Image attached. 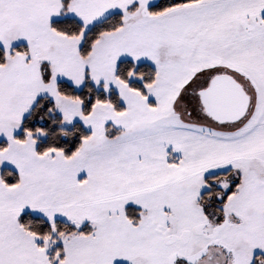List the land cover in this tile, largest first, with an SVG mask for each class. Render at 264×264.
Wrapping results in <instances>:
<instances>
[{
	"label": "snow or ice",
	"instance_id": "1",
	"mask_svg": "<svg viewBox=\"0 0 264 264\" xmlns=\"http://www.w3.org/2000/svg\"><path fill=\"white\" fill-rule=\"evenodd\" d=\"M0 264H264V0H0Z\"/></svg>",
	"mask_w": 264,
	"mask_h": 264
}]
</instances>
